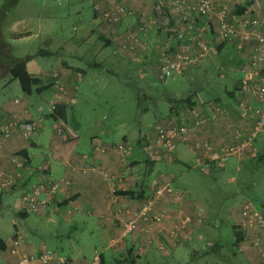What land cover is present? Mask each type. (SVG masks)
<instances>
[{
  "label": "rangeland",
  "instance_id": "rangeland-1",
  "mask_svg": "<svg viewBox=\"0 0 264 264\" xmlns=\"http://www.w3.org/2000/svg\"><path fill=\"white\" fill-rule=\"evenodd\" d=\"M59 1L60 4H58ZM250 1L254 2L255 11L252 12L253 15L264 16V0ZM65 2L67 0H0V104L5 100L15 98L23 100L26 97L22 93L18 81L11 79L7 73V62L10 58L21 59L26 55H33L38 63L54 69V62L59 57L72 64V66L81 67L85 71V75H82L76 84L78 87L76 86L77 91H75L74 101L71 103L72 107L62 109L64 120L82 138L84 147L89 146L90 137H97L101 142L107 144H122L127 151L124 159L135 160L138 163L133 168L134 172L136 171L135 175L136 173H145L144 161L149 157L151 151L156 152L157 156L153 160L155 163L152 172L146 174L144 178L147 184V192L149 191V185L157 175H164L163 178H160L162 179L161 182H164L170 181L167 180L168 176L177 175L178 170L186 171L184 166L174 164V157L180 156L184 159L191 157L189 155L186 157L187 152L182 145L179 144L173 151V156L169 158L161 150L152 149L150 147L151 142L146 141V135H152L156 124H166L177 120V113L171 110V100L191 97L196 101L194 105L212 104L210 102L217 100L216 105L222 106L228 92L232 90L235 97L242 77V69L247 66V62L242 68L238 66V52H241L242 57L246 59L251 56L250 51L246 47L242 51H238L231 46V43L222 44L223 49L218 51L216 46L221 43L217 42L216 44L215 42L204 58L198 60L196 64L190 66L181 75H174L165 82L158 80L156 71H149L151 70L149 67L153 65L152 63L149 62L147 68L141 69L137 64L128 61L130 56L121 55L120 58L124 59L123 57H125L128 60H121L116 64V60L111 61L113 53H110L109 49H105L100 54V58L92 59V51L96 42H93L92 47L79 46L80 60L66 57V54L62 55V52L58 55H52L51 58L43 57L39 54V50L50 48V45L47 44L52 42L53 39L58 43L57 40L61 37V31H64L65 36H73L79 42L83 36V25L77 21L76 16L64 14L69 13L63 11L62 3ZM143 2H146L148 7L145 5L141 12L144 11L149 14L153 6L152 2L150 0H144ZM82 6L86 23L91 25L93 20L90 2L85 0ZM72 9V7L69 8V10ZM134 12L136 15L139 14L135 10ZM42 13L44 14L42 25L45 27V31L50 30L48 25L53 27L52 31H47L49 34L43 30L37 32L35 29L39 24L38 19L41 18ZM26 20L32 24L33 35L31 39L19 41L12 35L26 27ZM137 22L138 20L135 19V23ZM74 27H77L76 31L75 29L73 31ZM137 30L139 31L138 28L133 27L132 30L127 32L136 34L137 38L132 35L133 43L140 45L139 41L141 39L142 45L144 44L141 45L142 48L135 45L133 49L128 50L135 53V56L139 53H136L138 49L143 51L144 54H151L155 50L157 54L158 51L166 53L168 49L173 50L176 48L180 42L176 36L170 38L165 31H156L152 27L142 34L138 33ZM187 34L193 35V29L186 30ZM117 39L122 43L125 41L124 37ZM82 47L85 49H82ZM52 52L55 54L57 50ZM146 56H141V58L146 59L148 57ZM238 78L239 81H237ZM50 93L48 90L47 95ZM235 106L236 110L242 114V107L237 104ZM256 107L261 108L264 117V105L257 104ZM170 110L171 113H169ZM60 112L61 110L58 109V113ZM242 117L252 119L249 114ZM57 120L55 113H52L49 117H44L42 122L34 120L35 124L41 129L40 133L43 134L44 148L29 147L26 149L27 156L35 155L38 160V162L28 163V159L26 158V162L24 159L27 168L28 166L36 168L42 166L44 161L39 160L43 157L42 154L48 155L45 147L48 146L49 137L60 138L56 134V129L63 127V125L58 124ZM123 140L127 141L124 143ZM139 140H141V143H139ZM253 146L255 153L260 154L261 148L264 146V126ZM252 152H246L241 157L232 156L225 165H216V167H212L208 163L204 164L205 167L199 166L195 164V161L192 163L190 159L186 161V164H192L191 166L194 164L197 169L185 172V177L182 179L185 182V178L192 177L196 189L193 190V183L189 182L184 184L186 187L180 186L178 188H185L189 192L191 189L198 193L197 198L188 194L184 200L189 204L192 203L193 210L196 208V204L203 209L200 215L202 223L199 226L196 224L195 229L191 227L193 225L188 227L187 230H184V228L177 237L169 236L168 231L170 228L186 219L185 216L197 217V213L195 214L193 211L185 213L178 223H172L168 228H163L167 215L161 222L151 223L156 224L160 228V232L164 231V235L170 243L179 246L164 257L158 256V258H155L149 255L150 261L147 262L148 264H250L247 262L244 252L234 245L235 238L231 226L235 225V218H237L240 204L245 199L250 200L257 209L264 208V159L258 160L256 157V159H253L250 156ZM149 159L151 158L149 157ZM23 173H25V169H23ZM52 179L57 180V178ZM193 179L191 180L193 181ZM23 193L24 190L16 186L12 191L1 196L0 240L2 241L12 239L16 235V231L22 228L20 223L24 225L26 221L35 219L34 216L36 215L22 214L21 217L27 218L25 220L17 217V206ZM189 207L191 206L189 205ZM130 210L133 209H127L126 212ZM46 211H50V208L48 207ZM59 218L60 215L56 214L52 229H39L37 231L38 235L34 234L33 236L32 234L31 236L26 234V240L34 242L35 249L44 248L43 250L52 251L56 257L53 264L59 260L55 254L58 252L67 255L69 250H74L73 256L89 261L94 250L101 252L102 248L98 241L99 234L96 232L94 220L89 221L90 225L77 229L74 228V224H63ZM183 231L187 233L186 235L192 236L191 241L178 242ZM144 232L148 231L144 230ZM130 234H124L123 227H121L122 238ZM66 244H68L67 247ZM108 254L109 251L106 252V257L109 259ZM1 256L0 251V264H2ZM118 258H120L119 254ZM258 261L259 258L256 259V262L260 264ZM137 264H146V262L141 259Z\"/></svg>",
  "mask_w": 264,
  "mask_h": 264
},
{
  "label": "crops",
  "instance_id": "crops-1",
  "mask_svg": "<svg viewBox=\"0 0 264 264\" xmlns=\"http://www.w3.org/2000/svg\"><path fill=\"white\" fill-rule=\"evenodd\" d=\"M84 1L85 0H67V2L62 3L63 11L69 12L64 14H72L76 16L77 21L83 25V36L80 42L77 41L76 38H74L73 36H65L63 33L64 31H61V37H59L60 39L58 38L57 40L58 43L55 41V39H53L52 42H49L47 44L50 45V48L45 50H39L40 55H42L43 57L51 58L52 55H58L62 52V55L66 54V57H70L72 59L74 58V60H80L79 57L81 53L78 52L79 46L83 45L92 47L93 42H96L95 48H93L92 51V59L94 60L100 58V54L105 49H109L110 53H113V58L111 61L116 60V64L119 63V61L121 60H128L125 57H123L124 59L120 58L121 55L130 56V60L128 61L137 64L141 67V69H144L149 62L153 63V57L155 55V52H157L156 50L153 51L151 54H144L143 51H140V49H138L136 51V53L139 52L137 56H135V53L131 51L121 50L122 42L117 38H123L126 36L128 30H132L133 27L137 28L138 22L135 23V21L129 18H124L119 23L109 24L103 21L99 11H93V5L99 4L100 8L104 9L105 4H102V2H100L99 0H88L90 2V7L92 10L93 23L91 25H87L86 16L82 13V4ZM143 1L110 0V2L112 3H120L129 9L137 11L138 13L139 11L144 9L145 5H147V3ZM58 4H60V1L58 2ZM70 7H72L73 9L69 10ZM43 15L44 14L42 13L40 15L41 18L38 19L39 24L35 28L37 32L46 30L45 27L42 25V23H44L42 20ZM25 25L26 27L23 30L14 33L12 37L19 41L31 39L34 30L31 29L32 24L31 22L29 23L26 20ZM48 27L50 30L47 31L50 32L53 30V27L51 25H48ZM74 29L76 31L77 27H74L73 31ZM53 34L55 33L53 32ZM106 40L110 44L106 43ZM140 41L142 42L141 39ZM141 45L142 44L140 43V45L136 46H140V48H142ZM231 46L234 47L235 44H231ZM171 47L173 48V46ZM222 47L223 46L217 45L216 49L219 51L223 49ZM82 49L85 48L82 47ZM53 50H57V53L54 54L52 52ZM240 53L241 52H238L237 64L239 67L242 68V66H244L248 61L247 58L245 59L244 57H242ZM146 54L148 57L146 56ZM141 56H146L147 58H141ZM22 58H26V71L32 77L38 79L41 87H47V89L40 90L39 94L26 96L23 100L20 99L22 101L19 104H14L13 100L10 99L5 100L2 104H0V120L4 118L6 119L14 117L19 120L30 119L33 121L35 120L38 122H42L44 117H49L52 115V113H55L56 117L58 118V124L63 125V127H58L57 129L63 128L65 134L63 131L62 135H59L57 134L56 130V134L57 136H60V138L49 137L48 146L45 147V150L48 151V155L42 154L43 157L39 161L44 162L42 166L40 165V167L38 166V168L33 166H28L27 168L24 163V159L26 162V158L28 159V163H32L33 161L38 162V160L35 158V155H26L27 148H44L43 134L42 132L40 133L41 129H39L38 125L36 133L32 136L29 141H24L20 137V135L16 133L10 140V142L5 145V159L3 161L4 168H11L8 161V155H10L11 152L16 151L22 157L23 164L20 169L21 182L18 186L21 187V189H23L24 191L30 187L37 185L39 182H49L54 180L52 178H57V180L62 179L58 191L56 192L55 196H53L54 198L51 197L47 201L44 210L38 213L25 214L36 216H34V220L26 221L24 225L20 223L22 228L18 230L21 231L17 230L15 233L19 234L22 237L20 251L23 253H39V251L42 250L41 248L35 249L34 242L32 243L31 241L26 240V234H30V236L32 234L33 236L34 234L38 235L37 231L39 229H52V225H54L55 222L56 214L60 215L59 220L63 224H74V228L77 229H82L83 227H86V225H90L89 221L94 220V223H96V225H94L96 232L99 234V245L102 248L101 253L103 258V264H115L118 254L120 255L124 251L127 252L128 250L130 251L131 256L133 258L135 257L133 264H137V262L141 259L142 261L146 262V264H148L147 262L150 261L149 255L158 258V256L164 257L169 252L174 251L179 245H176L175 243H170L167 237L164 235V231L160 232V228L156 224H148L147 228L149 229V231L144 232L145 225L143 222H139V230L133 232L132 234L124 238H122L121 236V227L127 218V215L125 213L126 210L137 208L140 202L142 201L141 197L139 196H149L162 181V179L160 178H163L164 175H157L156 178L149 185V191L147 192V184L145 183L144 179L142 182H140L139 175L141 173H136L135 175L136 171L134 172L133 169L134 165L138 164L137 161L135 162V160H125L119 154L110 150V144L101 142V140H99L97 137H90L89 146L84 147V142L82 138H80L79 135L76 133V130L72 128V126H69L64 120L65 118L62 115V109H68L72 107L71 103H73L74 94L75 91H77L76 86L78 87V85L76 84L81 79V76L85 75V71L81 67L72 66V64L65 62L59 57L54 62V69H52L53 67L48 68L38 63L33 55H26ZM237 81H239V78ZM48 90L51 93L47 95ZM237 98V95L235 97L233 96L232 90L228 92L227 96L224 99L222 107H226L229 111H231V113L229 114V116L217 117L215 120H212L208 125V130L206 134L200 135L199 138H203L204 136H206L214 144L218 145L224 141H228V138L233 129L239 128L243 131H247L250 128L252 119L242 117L241 113L236 110L235 105L237 103ZM190 99L194 100L193 98ZM217 102V100H214L210 103L217 104ZM253 104L259 105L261 103L254 102ZM52 106H54L53 109H51ZM39 107H43V109L39 111ZM58 109L61 110L60 113H58ZM171 110L169 111V113H171ZM126 141L123 140V142ZM98 146H102L99 148L100 150L101 148H103L104 152L97 150ZM183 148L187 152L186 157H188V155L191 157L185 159L180 156L174 157V164L178 166H184L186 171L178 170L177 175L172 174L168 176L167 180L171 181V186L175 190L183 192L184 195L183 198L180 200L175 199V197L172 196H163L158 201L156 207L157 210L167 211V217L164 221L163 228L170 227L172 223H178L183 218L185 213L189 211H193L195 214L197 213V217L193 215V217H189L191 218V222L185 227L184 230H187V228L191 225H193L191 227L195 229L196 224L197 226H199L202 223L200 215L203 212V209L196 204V208H194L193 210L192 203L189 204L184 200L188 194H191L194 198L198 197V193L193 191L196 189V187L194 186V179L192 177L185 178L184 182L182 178L185 177V172L187 173L192 169H197L194 164L193 166H191L192 164H186L187 160L190 159L192 163L195 161V164H198L199 166H204V164H207V160L205 159V156L202 152L194 151L190 147V145L183 146ZM83 167H94L96 171L92 172L89 170L85 173H82L81 168ZM34 168L36 169L34 170ZM23 169H25V173H23ZM101 171L108 173V175L111 176L112 180H105L101 175ZM189 179L190 181H188ZM191 179H193V181ZM111 181L114 183L113 186L115 188V203H110L109 201V195L112 186V184H110ZM187 182L193 183V190L190 189L189 192L185 188H178L180 186L186 187L184 184H187ZM151 186H153L152 189ZM131 190H134L136 192V195L134 197L125 196L121 194V192L123 191ZM20 205L21 198L17 206L16 214L17 217L22 220H25L27 219L26 217H21L23 213L19 210ZM189 205L191 207H189ZM48 207L50 208V211H46ZM186 234L187 233L183 231L180 235L178 242L184 241L186 243V241H191L192 236ZM149 239L150 242H148ZM10 240L11 239L3 241L4 250H0L2 253V264H9L15 262V258L10 257L8 255V252L6 251L8 245L10 244ZM67 246L68 244H66V247ZM237 247H239V249L244 252L248 263L257 264L256 259L258 260V255L256 251L247 242V240L241 242ZM107 251H109V259L106 257ZM74 252V250H69L67 255H64L60 252L55 253L59 259L57 262H55V264H88L89 260H85L84 258L79 259L73 256L72 254ZM115 253L118 254L116 255ZM251 256H253L254 258L252 259Z\"/></svg>",
  "mask_w": 264,
  "mask_h": 264
},
{
  "label": "built area",
  "instance_id": "built-area-1",
  "mask_svg": "<svg viewBox=\"0 0 264 264\" xmlns=\"http://www.w3.org/2000/svg\"><path fill=\"white\" fill-rule=\"evenodd\" d=\"M105 4L101 9L99 4L94 5V10L99 11L104 21L111 24L119 23L123 18L129 17L133 21L138 20V33H145L149 28L156 31H165L168 37L176 36L180 41L176 48L160 52L154 55L153 65L149 67L156 71L159 81L165 82L174 75H181L190 66L196 64L198 60L204 58L208 49L203 41H198V49L193 45L196 40L195 32L200 33L203 28H196V18H205V30L214 33V38L219 43L235 41V47L242 51L244 47L250 51L251 56L247 58V67L242 69V77L236 91L237 105L242 107L244 116L249 114L252 117L250 128L243 131L239 128L233 129L228 141L218 145L214 144L208 137L199 138L205 135L208 125L217 117L229 116L230 111L216 104H196L181 106L180 108L172 104V111L177 113V120L168 123L156 124L152 135H146L147 141L151 142L152 149L161 150L169 158L173 151L180 145H190L194 151L202 152L206 162L212 167L225 165L232 156L241 157L246 152L253 151L250 156L256 155L254 142L258 138L264 126L263 111L253 103L264 105V16L253 15L254 2L246 7L241 15H234L233 9L236 5H244L247 0H150L152 9L149 14L139 11L136 15L134 10L129 9L117 2L110 0H99ZM253 6V7H252ZM193 29L194 34L186 35V30ZM135 33H127L121 50H131L136 43H133ZM187 37V39H186ZM135 38H137L135 36ZM141 44L142 42L139 41ZM144 45V44H143ZM142 45V46H143ZM141 46V47H142ZM20 99H13L14 104H19ZM54 106L51 107L53 109ZM41 110V108H39ZM37 130L35 122L28 119L4 118L0 120V194L7 193L20 180V169L23 161L22 157L13 151L8 155L11 168L3 167L5 159V145L10 142L17 133L27 141ZM57 134L62 135L61 128L56 129ZM101 146L97 147L100 150ZM149 147V148H150ZM111 151L116 152L124 158L127 151L122 144L112 145ZM101 152L104 149L101 148ZM157 153L151 151L149 157L154 160ZM95 172L94 167H83L81 172ZM101 175L107 181L112 180L108 173L102 172ZM60 182L57 181L39 182L30 192L24 193L21 197L20 212L38 213L44 210L47 201L58 191ZM111 192L109 201L115 202V188L111 181ZM184 193L175 190L170 181L161 182L150 194L142 200L139 206L127 211L126 221L123 223L124 234L135 232L139 228V222H143L144 230L149 231L148 224L159 223L165 219L167 211H158L157 203L163 196H172L175 199H182ZM235 225L245 234L244 240L256 251L259 263L264 264V208L257 209L250 200H244L237 212ZM191 219L187 217L178 224L170 228V237H177ZM22 237L16 234L8 245L6 251L8 255L15 258L14 263L9 264H53L55 255L50 250H41L34 253H23L20 251ZM150 242V240L148 241ZM101 252L94 250L88 264H101ZM41 262V263H39Z\"/></svg>",
  "mask_w": 264,
  "mask_h": 264
},
{
  "label": "trees",
  "instance_id": "trees-1",
  "mask_svg": "<svg viewBox=\"0 0 264 264\" xmlns=\"http://www.w3.org/2000/svg\"><path fill=\"white\" fill-rule=\"evenodd\" d=\"M252 2L250 0H247L246 3L244 5H236L233 9V14L234 15H241L245 12L246 10V7L248 5H250ZM93 11L94 10V5H93ZM97 12V11H95ZM101 16V14H100ZM102 18V17H101ZM104 21V20H103ZM106 22V21H105ZM111 24V23H109ZM206 22H205V18L204 17H200V18H196V22H195V27L196 28H203V30L200 32V33H197L195 32V35H196V40L197 41H194L193 45L195 46V48H199L198 47V41H203V43L205 44V46L208 48V49H211V46L213 45V43L217 42L216 39L214 38V33L212 32V29H210V31L208 30H205L206 28H204ZM187 39V37H186ZM102 40V39H101ZM106 43H109L107 40H106ZM219 43V42H218ZM227 43H231V44H236L235 41H229V42H222L220 44V46H222V44H227ZM110 44V43H109ZM218 45V44H217ZM235 47V46H234ZM214 48H215V45H214ZM25 64H26V58H21V59H15V58H10V60L7 62V65H8V75L11 77V79L13 80H17L18 83H19V86H20V89L22 91V93L25 95V96H31V95H36V94H39V91L40 90H44V89H47V87H41L40 85V82L38 81V79H36L35 77H32L27 71H26V68H25ZM191 98V97H190ZM189 97L187 98H182V99H177V100H171L170 102L174 105V106H177V107H181V106H189V105H194V103L196 102L195 100H191ZM216 101V100H215ZM41 108V110L43 109V107H39ZM38 108V110H39ZM39 110V111H41ZM30 120V119H28ZM33 121V120H31ZM34 122V121H33ZM38 129V127H37ZM37 131V130H36ZM36 133V132H35ZM34 133V134H35ZM32 138V137H31ZM30 138V139H31ZM29 139V140H30ZM27 140V141H29ZM147 141V140H146ZM125 143V142H124ZM139 143H141V140H139ZM114 145V144H110V149H111V146ZM102 147V146H101ZM105 148V147H104ZM262 150V151H261ZM261 153L260 154H256L253 159H258V160H263L264 159V146L261 148ZM256 157V158H255ZM251 159V160H253ZM144 164H145V173H141L139 176H140V182L143 181L144 177L146 174L148 173H151L152 172V169H153V166H154V161L147 158L145 161H144ZM21 182V179L17 181V183H15V185L11 188L10 191H12L16 186H18V184ZM36 186V185H35ZM33 186V187H35ZM33 187H30L28 188L27 190L24 191V193H27V192H30L31 189H33ZM9 191V192H10ZM8 193V192H7ZM23 193V194H24ZM3 194H6V193H1L0 194V197L3 195ZM22 194V195H23ZM122 195H125V196H132L134 197L136 195V192L134 190H131V191H123L121 192ZM141 197L142 200L146 199L147 197H144L143 195L139 196ZM247 200V199H245ZM25 214V213H23ZM232 230H233V233H234V238H235V242H234V245L238 246L241 242L244 241V233L243 231L236 225H232L231 226ZM0 250H4V243L2 240H0ZM135 257L133 258L131 256V253L130 251L128 250L127 252H124V253H121L120 254V258L116 259L115 263L116 264H122V263H128L130 262L131 264H133V261H134ZM101 264H103V258H102V254H101Z\"/></svg>",
  "mask_w": 264,
  "mask_h": 264
}]
</instances>
